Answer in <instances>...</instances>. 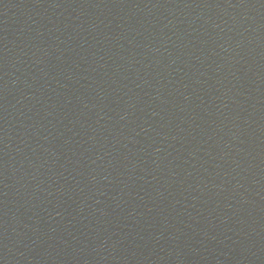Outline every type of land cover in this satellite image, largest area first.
<instances>
[{
  "label": "water",
  "instance_id": "95a60500",
  "mask_svg": "<svg viewBox=\"0 0 264 264\" xmlns=\"http://www.w3.org/2000/svg\"><path fill=\"white\" fill-rule=\"evenodd\" d=\"M161 264H264V0H91Z\"/></svg>",
  "mask_w": 264,
  "mask_h": 264
}]
</instances>
